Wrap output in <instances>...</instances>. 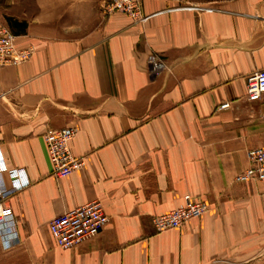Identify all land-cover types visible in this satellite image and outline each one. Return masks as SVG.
<instances>
[{"label": "crops", "instance_id": "crops-1", "mask_svg": "<svg viewBox=\"0 0 264 264\" xmlns=\"http://www.w3.org/2000/svg\"><path fill=\"white\" fill-rule=\"evenodd\" d=\"M103 0H0V24L28 60L0 66V154L28 185L2 200L17 242L0 264H216L264 244V180L236 182L264 148V94L244 76L264 68V0H142L141 20ZM160 56L153 73L147 56ZM228 102L226 108L218 106ZM74 128L81 168L55 179L42 135ZM5 188L9 180L0 172ZM188 194L206 210L155 231L151 217ZM108 220L58 248L47 222L89 201Z\"/></svg>", "mask_w": 264, "mask_h": 264}, {"label": "built area", "instance_id": "built-area-1", "mask_svg": "<svg viewBox=\"0 0 264 264\" xmlns=\"http://www.w3.org/2000/svg\"><path fill=\"white\" fill-rule=\"evenodd\" d=\"M142 0H103L102 12L110 14L118 12L126 15L132 22L141 20ZM34 48L27 46L17 48L14 36L4 25L0 24V66H16L30 57ZM146 63L151 72L156 73L163 68L159 55L150 53ZM264 94V68L255 70L244 76V98L248 102L257 101ZM228 102L218 107L226 108ZM74 134V128L65 126L47 131L42 135L43 143L50 163V174L55 178H62L72 171L81 168L83 157H74L69 149V142ZM248 165L234 177L236 182L264 180V148L253 147L246 152ZM0 172H5L9 180V187L5 188L0 182V240L8 248L17 242L12 231L11 210L2 205V200L12 191L28 185L29 181L23 168H6L0 154ZM206 210L203 201L194 200L188 194L182 196V202L165 213L151 217V224L155 231L178 228L188 219L199 217ZM107 215L100 202L93 200L79 206L66 209L53 216L47 222V228L54 244L61 249L75 246L83 240L94 237L106 224Z\"/></svg>", "mask_w": 264, "mask_h": 264}, {"label": "rangeland", "instance_id": "rangeland-1", "mask_svg": "<svg viewBox=\"0 0 264 264\" xmlns=\"http://www.w3.org/2000/svg\"><path fill=\"white\" fill-rule=\"evenodd\" d=\"M179 1L203 5V4H207L210 0H179ZM216 264H264V244L262 245V248L260 249L259 253L250 258L244 257L236 261L221 260Z\"/></svg>", "mask_w": 264, "mask_h": 264}]
</instances>
